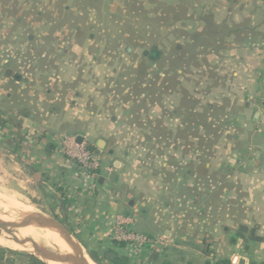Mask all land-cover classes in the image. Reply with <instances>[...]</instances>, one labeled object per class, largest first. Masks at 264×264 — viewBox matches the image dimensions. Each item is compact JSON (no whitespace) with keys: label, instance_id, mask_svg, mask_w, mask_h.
<instances>
[{"label":"crops","instance_id":"obj_1","mask_svg":"<svg viewBox=\"0 0 264 264\" xmlns=\"http://www.w3.org/2000/svg\"><path fill=\"white\" fill-rule=\"evenodd\" d=\"M188 1L182 27L213 31L215 49L178 70L175 89L168 88L172 73H157L159 95L153 72L144 73V92L132 93L94 57L90 70L71 66L55 78L38 68L28 73L18 55L0 58L2 155L49 196L89 252L113 248L130 264H194L183 256L191 232L196 239L210 233L232 245L229 264H264V0ZM62 133L81 136L112 171L91 185L59 151ZM122 214L133 217L135 231L165 244L111 246ZM194 244L192 253H200Z\"/></svg>","mask_w":264,"mask_h":264},{"label":"rangeland","instance_id":"obj_2","mask_svg":"<svg viewBox=\"0 0 264 264\" xmlns=\"http://www.w3.org/2000/svg\"><path fill=\"white\" fill-rule=\"evenodd\" d=\"M189 7L192 2L188 0H0V58L18 55L28 73L38 68L40 72L52 71V78H55L56 74L71 66L79 72L87 71L92 64L88 60L94 57V61L114 69L119 89L129 86L132 93H143V87H140L145 81L144 73L153 72L154 93L159 95L162 85L157 73H172L168 88L175 89L176 72L188 71L194 59L198 61L200 55L205 56L215 49L211 43L213 31L182 27L187 19L183 12L187 13ZM151 53L158 56L156 62H150L148 56ZM203 59L200 67L204 73L208 64ZM147 81L150 82V78ZM54 83L57 85V81ZM58 85H63L62 81H58ZM189 105L194 102L189 101ZM188 118L192 122L191 113ZM192 132L193 129L189 128V133ZM0 192L22 200L33 209L32 212L18 210V213L54 217L72 234V224L52 210L49 196L25 181L14 163L3 157L1 148ZM199 236L198 239L192 238L191 232L187 245L190 251L185 249L183 254L186 260L203 264L206 260L215 262L230 257L228 253L232 245L227 239H216L210 233ZM192 243H195V251L200 253H192ZM174 248L178 250L173 256L177 261L176 258L181 256L180 249ZM215 250L223 255L218 253L211 258L209 252ZM103 251L91 249L90 252L101 264H109L104 257L106 250ZM83 252L90 258L87 248ZM31 256H34L32 248L21 251L0 244V264H30ZM153 264H159V260Z\"/></svg>","mask_w":264,"mask_h":264},{"label":"bare ground","instance_id":"obj_3","mask_svg":"<svg viewBox=\"0 0 264 264\" xmlns=\"http://www.w3.org/2000/svg\"><path fill=\"white\" fill-rule=\"evenodd\" d=\"M18 210L33 211L31 206L27 205L22 200L4 192H0V221L6 226H10L11 222L15 220H19L21 223V227L11 229L10 232L14 237L31 239L32 241L40 243L49 250L61 255H66L72 252L65 240L64 234H58V232L52 228L31 225L33 222L39 225L53 226L54 221L49 216H45L44 214L38 215L37 213H18ZM0 244L21 251L26 248H31L27 243L11 240L9 236L1 230ZM84 257L88 264H97L85 256V254ZM44 261L46 264H62L53 260Z\"/></svg>","mask_w":264,"mask_h":264},{"label":"built area","instance_id":"obj_4","mask_svg":"<svg viewBox=\"0 0 264 264\" xmlns=\"http://www.w3.org/2000/svg\"><path fill=\"white\" fill-rule=\"evenodd\" d=\"M59 151L73 164L77 166L85 175L91 185L93 180L99 176L102 171L110 173L109 166H102L101 159L94 153L89 146L81 141L77 142L76 136L62 133L58 137ZM133 217L130 215H118L109 233L111 246L115 248H128L140 250L142 248H151L156 245L165 244L163 237L151 238L148 235L135 231L131 226Z\"/></svg>","mask_w":264,"mask_h":264},{"label":"water","instance_id":"obj_5","mask_svg":"<svg viewBox=\"0 0 264 264\" xmlns=\"http://www.w3.org/2000/svg\"><path fill=\"white\" fill-rule=\"evenodd\" d=\"M76 140H77V142H81L82 137L76 136ZM96 154L97 155L99 154V150L96 151ZM50 218L54 221L53 226H44V225H39V224H36L33 222L31 223V225H34L36 227L52 228V229H55L58 232V234H64L65 240H66L67 244L69 245V247L71 248V251H72L71 253L66 254V255H61V254H58L56 252L49 250L48 248L44 247L40 243L32 241L31 239L23 238V237L22 238L14 237L10 231L13 228L21 227V223L19 220H15V221L11 222L10 226H6L5 224H3L0 221V230L2 232L6 233L11 240H14L16 242L27 243L29 245V247L32 248L33 255L36 256L44 264H46L44 260H53L56 262H60L62 264H88L85 257H84V254H83L84 249H83L82 245L80 244V242H78L73 237V235L69 232V230L59 220H57L54 217H50ZM88 256H89V254H88ZM108 256L112 257L113 253L109 252ZM98 264H100V263H98Z\"/></svg>","mask_w":264,"mask_h":264},{"label":"trees","instance_id":"obj_6","mask_svg":"<svg viewBox=\"0 0 264 264\" xmlns=\"http://www.w3.org/2000/svg\"><path fill=\"white\" fill-rule=\"evenodd\" d=\"M89 148L92 149L91 147H89ZM109 252L113 253L112 257L108 256ZM89 256L95 262L100 263V261L91 252H89ZM104 257L109 261V264H126V263H128V258L125 256H121V255L117 254V251H115L113 248H112V250H111V248L106 250L104 252ZM30 264H44V263H42L38 258L31 256L30 257ZM165 264H167V263H165ZM215 264H229V261L220 260V261L216 262Z\"/></svg>","mask_w":264,"mask_h":264}]
</instances>
